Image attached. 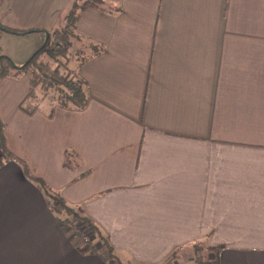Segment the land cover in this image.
Instances as JSON below:
<instances>
[{
    "label": "crops",
    "instance_id": "1",
    "mask_svg": "<svg viewBox=\"0 0 264 264\" xmlns=\"http://www.w3.org/2000/svg\"><path fill=\"white\" fill-rule=\"evenodd\" d=\"M71 1L1 0L0 23L51 31ZM76 33L104 47L77 65L83 109L46 98L27 112L29 73L0 79V264H106L33 178L124 264L197 245L207 264H264V0H105ZM25 53L0 50L17 67Z\"/></svg>",
    "mask_w": 264,
    "mask_h": 264
},
{
    "label": "trees",
    "instance_id": "2",
    "mask_svg": "<svg viewBox=\"0 0 264 264\" xmlns=\"http://www.w3.org/2000/svg\"><path fill=\"white\" fill-rule=\"evenodd\" d=\"M87 8L105 9V0H73L70 9L65 15L62 24L51 31L41 29H16L0 23V29L14 34L44 33L42 44L32 53L24 64L17 67L7 56H0V79L19 72L29 73V90L26 100L33 103L29 109L20 105L21 109L32 112L38 107L39 102L50 97L63 107H74L83 109L89 102V88L87 83L79 76L77 67L88 58L104 50L98 45L91 43L77 46L82 54L81 59L73 67L67 65L72 57L69 48L73 40H78L76 24L81 12ZM43 56V57H42ZM67 62V63H66ZM56 64V65H54ZM78 65V66H77ZM39 91V94L38 92ZM52 93L51 95H48ZM48 96V97H47ZM2 129L0 125V146L2 142ZM43 190L49 200L50 210L54 213L61 224L77 225V237L90 234L92 241L79 243L77 249L80 253H96L106 264H124L121 262L114 248L101 234L97 226L91 222L83 213L80 207L70 206L60 192L52 189L40 178H33ZM199 252L201 249L197 245ZM221 247H217L215 256L219 255ZM196 259L195 264L215 263Z\"/></svg>",
    "mask_w": 264,
    "mask_h": 264
},
{
    "label": "rangeland",
    "instance_id": "3",
    "mask_svg": "<svg viewBox=\"0 0 264 264\" xmlns=\"http://www.w3.org/2000/svg\"><path fill=\"white\" fill-rule=\"evenodd\" d=\"M72 2H73V0L70 2V4L68 3L69 4V6H67L68 8L66 7V9L60 15V19H59L58 23L56 24L55 28L62 24V21H63L65 15L67 14L68 10L70 9ZM16 10H20V8H16ZM21 13L22 12L19 11V14H21ZM26 14H28V15H26V18L33 17L32 13H26ZM0 31H2L1 32L2 35H0V50H4V52L10 54L11 59H12V55L22 56L23 54H26L25 53L26 51H30V53L28 55H25L26 61H27V59L36 50V49H31L30 46L33 44V39L38 37V33L14 34V33L6 32L4 30H0ZM14 37H16V38H14ZM40 37L42 38V41L40 43V45H41L43 42V39H44V33H41ZM14 49L15 50L19 49L20 53L19 52L12 53V50L14 51ZM69 51H70L72 57H70L69 62L68 63L66 62V63L70 67H73L75 65V63H77L82 57V54H76L80 50L77 47V41H75V39L73 40V44L69 48ZM54 65H56V64H54ZM37 92L39 94V91H37ZM48 95L52 96V93H49ZM47 99L50 100V97H48ZM88 235H89V241H92L93 236L90 234H88ZM79 239L81 240V238H79ZM174 254H175V257H172L173 256V254H172V255H170L171 257L168 260L162 262L161 264H195L196 259L203 260V261H206L209 259V252L205 247L203 249H201L198 254H196V251L193 250L192 246L186 247L183 249H179Z\"/></svg>",
    "mask_w": 264,
    "mask_h": 264
},
{
    "label": "built area",
    "instance_id": "4",
    "mask_svg": "<svg viewBox=\"0 0 264 264\" xmlns=\"http://www.w3.org/2000/svg\"><path fill=\"white\" fill-rule=\"evenodd\" d=\"M72 227H73L74 231L77 233L78 232L77 225L74 224V225H72ZM81 240H82V242L87 243L89 241V235L88 234L83 235Z\"/></svg>",
    "mask_w": 264,
    "mask_h": 264
}]
</instances>
